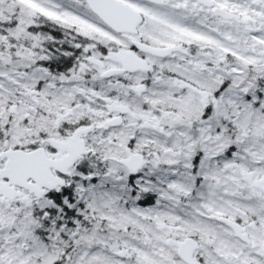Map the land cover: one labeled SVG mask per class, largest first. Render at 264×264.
I'll return each instance as SVG.
<instances>
[{"label":"snow or ice","instance_id":"snow-or-ice-1","mask_svg":"<svg viewBox=\"0 0 264 264\" xmlns=\"http://www.w3.org/2000/svg\"><path fill=\"white\" fill-rule=\"evenodd\" d=\"M0 264H264V0H0Z\"/></svg>","mask_w":264,"mask_h":264}]
</instances>
